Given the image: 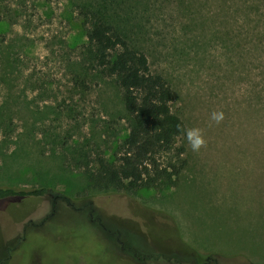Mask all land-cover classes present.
Segmentation results:
<instances>
[{"label": "rangeland", "instance_id": "obj_1", "mask_svg": "<svg viewBox=\"0 0 264 264\" xmlns=\"http://www.w3.org/2000/svg\"><path fill=\"white\" fill-rule=\"evenodd\" d=\"M82 1L0 13V187L62 195L0 199V264H264V0H119L204 144L180 139L171 189L100 191L88 175L128 124L117 87L82 61Z\"/></svg>", "mask_w": 264, "mask_h": 264}, {"label": "trees", "instance_id": "obj_2", "mask_svg": "<svg viewBox=\"0 0 264 264\" xmlns=\"http://www.w3.org/2000/svg\"><path fill=\"white\" fill-rule=\"evenodd\" d=\"M180 2L183 4L184 0ZM124 5L125 2L119 0H84L75 5L86 30L82 61L117 87L128 124L116 156L111 160L99 157L88 181L99 191L167 190L178 183L186 166V147L179 141L186 135L187 128L172 109L175 100L172 83L163 73L151 69L146 52L138 44L139 36L126 26L138 9L135 6L123 8ZM25 9L26 0H0V13L8 21L12 12L21 13ZM194 16L195 22L197 17ZM224 20L227 24L226 15ZM163 153L169 154L173 162L162 165L159 157ZM51 193L62 196L48 187H0V199L44 197ZM215 259V256H206L203 264H217Z\"/></svg>", "mask_w": 264, "mask_h": 264}, {"label": "clouds", "instance_id": "obj_3", "mask_svg": "<svg viewBox=\"0 0 264 264\" xmlns=\"http://www.w3.org/2000/svg\"><path fill=\"white\" fill-rule=\"evenodd\" d=\"M217 123L223 118V114L219 112H213L212 117ZM186 139L192 149V151H198L200 147L204 144L202 134L199 129H190L186 131Z\"/></svg>", "mask_w": 264, "mask_h": 264}]
</instances>
